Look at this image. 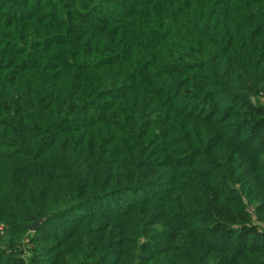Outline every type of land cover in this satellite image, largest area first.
<instances>
[{
	"label": "trees",
	"instance_id": "16d2710c",
	"mask_svg": "<svg viewBox=\"0 0 264 264\" xmlns=\"http://www.w3.org/2000/svg\"><path fill=\"white\" fill-rule=\"evenodd\" d=\"M0 264H264V0H0Z\"/></svg>",
	"mask_w": 264,
	"mask_h": 264
},
{
	"label": "water",
	"instance_id": "95a60500",
	"mask_svg": "<svg viewBox=\"0 0 264 264\" xmlns=\"http://www.w3.org/2000/svg\"><path fill=\"white\" fill-rule=\"evenodd\" d=\"M42 222H43V221L41 220V221H38V222H35V223L31 224V225H30V230H31V231L36 230V228H37Z\"/></svg>",
	"mask_w": 264,
	"mask_h": 264
}]
</instances>
